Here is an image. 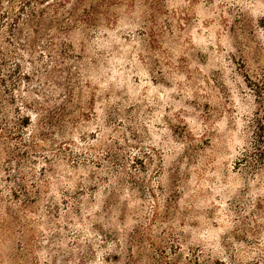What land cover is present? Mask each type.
Here are the masks:
<instances>
[{"label": "rangeland", "instance_id": "1", "mask_svg": "<svg viewBox=\"0 0 264 264\" xmlns=\"http://www.w3.org/2000/svg\"><path fill=\"white\" fill-rule=\"evenodd\" d=\"M0 264H264V0H0Z\"/></svg>", "mask_w": 264, "mask_h": 264}]
</instances>
